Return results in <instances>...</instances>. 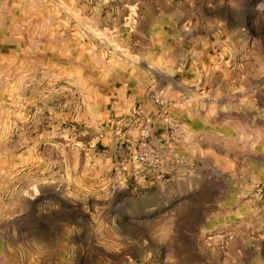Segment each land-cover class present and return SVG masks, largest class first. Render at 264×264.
I'll use <instances>...</instances> for the list:
<instances>
[{
	"label": "rangeland",
	"instance_id": "rangeland-1",
	"mask_svg": "<svg viewBox=\"0 0 264 264\" xmlns=\"http://www.w3.org/2000/svg\"><path fill=\"white\" fill-rule=\"evenodd\" d=\"M0 264H264V0H0Z\"/></svg>",
	"mask_w": 264,
	"mask_h": 264
},
{
	"label": "built area",
	"instance_id": "built-area-1",
	"mask_svg": "<svg viewBox=\"0 0 264 264\" xmlns=\"http://www.w3.org/2000/svg\"><path fill=\"white\" fill-rule=\"evenodd\" d=\"M137 164L138 167H147L149 169H155L157 164L152 157L148 156L147 154H138L135 156V165Z\"/></svg>",
	"mask_w": 264,
	"mask_h": 264
}]
</instances>
